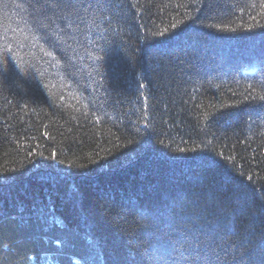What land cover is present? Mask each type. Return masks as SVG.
I'll use <instances>...</instances> for the list:
<instances>
[{
    "label": "trees",
    "instance_id": "trees-1",
    "mask_svg": "<svg viewBox=\"0 0 264 264\" xmlns=\"http://www.w3.org/2000/svg\"><path fill=\"white\" fill-rule=\"evenodd\" d=\"M0 264H264V0H0Z\"/></svg>",
    "mask_w": 264,
    "mask_h": 264
}]
</instances>
